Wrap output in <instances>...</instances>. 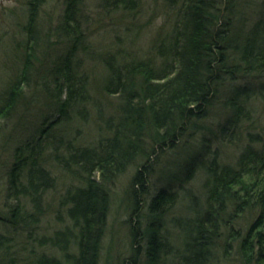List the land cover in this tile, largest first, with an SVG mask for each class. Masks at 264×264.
<instances>
[{
  "label": "trees",
  "instance_id": "trees-1",
  "mask_svg": "<svg viewBox=\"0 0 264 264\" xmlns=\"http://www.w3.org/2000/svg\"><path fill=\"white\" fill-rule=\"evenodd\" d=\"M162 1L168 31L146 56L103 57L100 80L79 67V53L90 48L81 0H61L47 24L39 15L44 0L25 1L11 47L18 64L0 89V137L9 126L0 215L9 235L0 232V264H99L110 190L129 167L131 254L122 264H208L232 244L243 264H264V129L250 130L253 102L264 99V0L250 19L238 0ZM101 3L105 16L117 11L120 19L139 6ZM215 107L211 133L237 147L232 161L221 160L203 132ZM92 117L103 132L86 141ZM180 149H191L186 161L160 166L164 178L151 191L162 153ZM199 170L200 193L186 194L194 213L168 222L174 186ZM49 210L60 224L50 232L42 225Z\"/></svg>",
  "mask_w": 264,
  "mask_h": 264
},
{
  "label": "rangeland",
  "instance_id": "rangeland-1",
  "mask_svg": "<svg viewBox=\"0 0 264 264\" xmlns=\"http://www.w3.org/2000/svg\"><path fill=\"white\" fill-rule=\"evenodd\" d=\"M25 1L26 0H0V89L5 85L8 74L10 75L13 73L17 67L16 64H18L13 58L14 52H12L11 47L15 45V41L20 37V35H18V30L26 14ZM101 1L102 0H81L80 3L81 12L86 16L84 19L87 20V22H83V27L85 28V33L89 36L88 39L90 40L89 44L91 50H89V48L87 51L79 53L81 59L79 67L80 71L85 70L93 80H100L106 74V70L103 67V57L111 54L118 56V53H122L124 54L123 58L118 60L122 62L123 60L134 58L135 56H146L148 54V52H146L147 49L151 47V44L158 41L160 35L168 31L169 23L172 22L170 15L163 7L162 0H138L139 6L137 10L130 12L128 18L122 19H120V14L117 11L111 12L110 15L107 14L105 16ZM257 2L260 5L261 0H238L237 11L241 17L250 19L255 16L251 14L252 10L255 9V11H257L260 7H257ZM61 8V0H44L39 9L42 22L45 21V24H47L48 22H46V19L49 15L54 17L59 16ZM52 24L56 25V18L53 20ZM125 27L129 29L126 30ZM52 38L54 40L56 37L52 36ZM90 51L93 52L92 56L89 54ZM124 56L126 58H124ZM102 103L108 111L112 110V108L107 105L106 99H102ZM253 105L256 106L257 111L254 113L253 119L251 120L253 125L251 123V126L249 125L250 130L255 131L264 129V99L258 96L253 102ZM215 111H217L216 107L212 108L209 118L204 122L210 130L205 129L203 132L210 138L208 139L209 148L213 151H217L221 160L232 161L231 155L235 154L237 147H231L219 138H215V135L211 133V130L214 131V124L216 123L215 121H217V117L213 115ZM103 113H105L104 108H102L101 114ZM212 121L214 122L212 123ZM100 122L101 121L97 120L95 117H92L91 121L89 120L88 124H86V141L93 139L97 134L103 132L101 126L104 127V125H100ZM5 128H3L4 135L0 137V215L4 214L6 211L4 206H2V201L5 198L6 189L4 173L9 163V141L7 139L9 137V126L6 125ZM193 144L195 146V151H199L197 147L198 144ZM190 150L191 149H180L168 151L164 154L162 153L158 160L159 165L156 166L157 169L151 176V183L148 185L149 189L153 191L161 183V179L164 178L165 174L161 171L162 165H170L172 168H176V166L186 161L188 151ZM134 170V167H129L127 171L115 180L111 187V201L105 235L102 240L99 264H122L121 260L129 257L131 254L129 236L131 205L128 187ZM66 179H68V177ZM202 179L203 175L199 170L196 171L192 179L186 181L182 187L174 186L178 197L174 205L168 210V216L166 218L168 222H170L169 220L174 216L179 217L180 220H185L194 213L187 207L186 203L188 202L186 194L200 193V182ZM55 194L56 193L52 191L49 192L48 199L52 200ZM6 202L9 203V197L6 198ZM42 225L43 230L47 227L50 232L54 227L60 224L56 222L53 211L49 210L46 217L43 218ZM5 226L6 225L0 222V232H5L9 235V232H7L9 230H7ZM169 228L172 232L176 230L172 224H169ZM176 235L179 239L174 240L175 245L180 247L182 235L178 229ZM18 240L21 239L19 238ZM226 248L227 252H222V248L215 251L216 254L208 264H243L237 253L235 244L228 245ZM3 260L6 262L5 259ZM172 260L174 259H171L170 263H175L171 262Z\"/></svg>",
  "mask_w": 264,
  "mask_h": 264
}]
</instances>
